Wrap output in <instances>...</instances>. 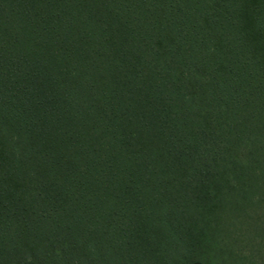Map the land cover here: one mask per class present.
I'll return each instance as SVG.
<instances>
[{
	"label": "trees",
	"instance_id": "16d2710c",
	"mask_svg": "<svg viewBox=\"0 0 264 264\" xmlns=\"http://www.w3.org/2000/svg\"><path fill=\"white\" fill-rule=\"evenodd\" d=\"M0 264H264V0H0Z\"/></svg>",
	"mask_w": 264,
	"mask_h": 264
}]
</instances>
